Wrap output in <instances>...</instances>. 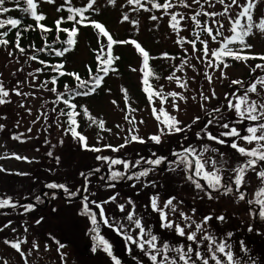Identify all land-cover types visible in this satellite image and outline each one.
<instances>
[{
  "label": "rangeland",
  "instance_id": "1",
  "mask_svg": "<svg viewBox=\"0 0 264 264\" xmlns=\"http://www.w3.org/2000/svg\"><path fill=\"white\" fill-rule=\"evenodd\" d=\"M12 1L5 0L3 6L9 8L13 5ZM35 1L38 11L44 13L49 21L61 14L60 9L64 5L84 7L89 3V0ZM247 2L248 0H238L237 4H231V0H224L221 4L219 0H199L198 3L194 0H183L182 3L181 0H140L137 5L128 0H114V3L95 0L93 7L89 9L95 22L102 24L112 36L132 35L128 45L120 51L125 59L124 73L108 74L105 86L98 90L99 95L85 100L78 99L76 104L71 103L82 112L78 119L84 122V130L82 125L80 127L84 134L81 129L80 133L86 137L90 148H98L100 151L82 150L78 139L72 137L68 131V113H74L76 109L70 106L67 109L64 99L58 98L60 90H53L55 87L41 79L37 71L41 66L31 60L30 49L21 51L14 48L12 43L0 44V86L8 92V96L3 97L5 102L0 103V169H3L0 171V199L11 198L13 204L27 200L36 205L38 190L44 187L43 192L48 200L46 208L45 205L42 209L33 206L30 211H25V207L29 205L26 203L13 209L10 214L0 215V264L3 259L10 264H24L25 258L29 264H114L112 257L102 247L93 250L96 241L92 239L96 233L91 230L94 226L90 217L82 214L85 196L88 198L89 208L97 216L99 234L111 245L112 254L120 264H151L135 244L125 239V234L131 235L133 239L139 236V229L127 219L130 212L141 221L146 232L151 231L157 236L158 248H162L167 242L173 248L182 245L186 251L191 244L194 250L193 260L194 252L199 248L209 264H215L208 251L209 241L203 239L208 234L217 243L231 245L234 260L239 264H264V218L260 215L257 218L244 202L245 198L241 200L238 193H211L209 198L208 192L197 189L193 181L188 179L184 165L177 167L172 163L175 156L170 158L173 151L179 152L191 146L199 153L207 145L209 149L215 148L218 151L203 154V160L208 161L205 170L212 171L211 160H215L219 174L228 178L235 177L233 169L248 159L230 147L234 137L217 135L226 141L225 144L207 138L208 132L215 135L216 131H227L220 127L224 123L237 128L242 135H247L245 129L249 125L258 123L247 120L237 123L235 111L230 110L226 103L229 99L235 103L236 96L244 95L250 84L255 83L258 77H264V68H256L257 64L264 65V61H237L229 58L224 59L228 64L227 68L222 64L215 67L216 58L210 54L211 50L220 47L225 37L231 35L230 21L236 18L242 10L241 5ZM253 2L256 4L252 10L253 19L258 23L264 18V0ZM153 3H168L171 7L154 8ZM227 5L231 7L225 15H207L224 13ZM173 15L179 21L175 30L172 27ZM124 16L128 19L124 20ZM152 16L156 19H151ZM194 16L195 20L192 19ZM205 27L211 28L213 35H216L217 30L223 35L217 36L214 41L202 30ZM87 30L95 33L93 28ZM89 32L81 33L75 52L65 53V67L72 74L76 73L74 69L83 72L87 68V64L91 63L90 46L100 42L99 35L95 33L94 37ZM131 41H136L148 53L147 69L144 68V56ZM201 41L206 42L208 54H205V44ZM246 43L252 47L241 48L238 44L230 47L247 55L264 54V32L253 29V33L246 37ZM209 61L214 66L210 67ZM155 65H158L156 70ZM145 71L152 73L148 77L150 90L161 93L163 102L157 95L149 100L148 93L144 91ZM234 80L241 81L242 84L230 87ZM172 92L178 95L168 96ZM248 95L249 100L264 102V88L259 85L256 93ZM204 97L208 99L205 100ZM174 104L178 107H173ZM225 105L229 110L225 109ZM161 107L165 113L180 121L179 126L185 129L183 132L168 134L164 129V134L161 135L164 127L161 123L164 116L159 112ZM214 109L221 111L214 114V123L202 131L208 120L213 119L209 114ZM91 114L101 118L98 121L104 122V128H100L98 124L92 128L86 126V119ZM158 115L160 120L157 119ZM196 117L200 119L194 123ZM198 132L201 133L199 139ZM133 135L144 142L131 140ZM153 135H161V142L152 141L150 137ZM237 143L249 150L257 147L255 142L249 144L237 140ZM52 146L56 163H48L46 168L39 166L40 169L35 172L36 161L45 158L48 148ZM15 156L27 159H16ZM97 156L126 161L130 167L125 169L122 163L110 167L109 161L97 160ZM157 157H167V162L159 166L147 163ZM138 160L141 163L136 165ZM142 164L148 167H139ZM90 170L107 174V177L113 171L133 175L148 170V175L123 180L125 183L120 181V186H110L99 180L96 183L94 177L100 175L91 173L85 179V191L83 182L79 183L83 178L80 174H89ZM260 170H264V163H258L255 169L247 170L245 182L241 186L249 192L247 196L248 201H253L251 204H256L257 192L264 188V182L256 175ZM54 180L69 188L74 181V192L81 190L82 198L73 202L65 201L57 193L50 192L46 185ZM79 194L78 191L77 195ZM113 196L115 200H110ZM153 197L156 198L157 209L164 211L166 221H162L159 211L153 209ZM169 199H172L175 211L172 207H164ZM92 201L95 203H91ZM96 204L103 207L107 224L101 219L100 208ZM120 205L124 206L123 211ZM181 213L189 219L186 221ZM206 216L211 219L205 223ZM221 216L224 217L223 220L218 219ZM168 221L172 222V228L162 226ZM177 224L184 229V236L176 233ZM196 224H201L204 231H197ZM192 232H196L194 242L186 239ZM144 238L148 239L147 236ZM5 240L21 242L20 248L25 255L22 257ZM34 244L38 247H33ZM167 255L169 258L176 257L177 264H183L178 260L177 253L169 251ZM217 256L224 259L223 254L218 253ZM161 258L158 256V259ZM196 264H202V261H196Z\"/></svg>",
  "mask_w": 264,
  "mask_h": 264
},
{
  "label": "snow or ice",
  "instance_id": "2",
  "mask_svg": "<svg viewBox=\"0 0 264 264\" xmlns=\"http://www.w3.org/2000/svg\"><path fill=\"white\" fill-rule=\"evenodd\" d=\"M49 2H52V0H49ZM95 0H89V3L87 4L86 7L84 8H69V12L74 13L76 15H79L81 17V20L76 21L77 23H82L84 19H86V17H84V12L87 9H91L93 7ZM129 3H136L137 5L140 4V0H128ZM183 2V0H181V3ZM194 2H199V0H194ZM219 2L221 4L224 3V0H219ZM25 3L27 5L26 8L23 9L24 12L26 13H30L31 16L37 21H42L44 19V16L42 14H38L36 11V3L34 2V0H25ZM109 3H114V0H109ZM238 0H231V4H237ZM5 4V0H0V13H7L10 9L7 7H4L3 5ZM154 8H160V7H164V8H170L171 4H164V5H160L157 3H153L152 5ZM256 4L253 2V0H248V2L244 5H241V11L237 14L236 18L232 19L230 21L231 23V28H230V32L231 35L227 36L224 38V40L220 43V47L217 49H213L211 50V56L216 58V64L215 67H219L221 64L223 65L224 68L228 67V64L225 63L224 58L225 57H231L234 60L237 61H246L248 59H254V56L251 55H247V54H243L242 51H237L234 50L232 47H230V45L232 44H238L241 46V48H251L252 45L247 44L246 43V37H248L250 34L253 33V29H258L261 32H264V18H261L260 21L258 23L254 22L253 19V14H252V10L255 8ZM231 5H227L225 7V11L224 13H207V15H225L228 11V8H230ZM59 11V9H58ZM182 18V17H181ZM68 20H74L75 16L74 15H69L67 17ZM124 20H127L128 17L124 16L123 17ZM151 19L155 20L156 17L152 16ZM193 20L196 19V17H192ZM243 20V22H242ZM172 21L174 22L172 24L173 29L175 30V28L177 27L179 21H177L176 16L173 15L172 17ZM61 21L57 20L56 24L59 27ZM92 24V26L97 29L102 35H104L105 37L108 38V43H107V49H108V55H107V59H105L102 63L103 65H105L104 67H102L100 70L103 71L105 74L108 73L109 71V66L112 63V59L113 57L111 56V50L114 44L116 43H129V41H115L110 35L109 33L105 30L104 26L98 22L95 21H91L90 22ZM197 23H199V21H197ZM18 24H20V21L14 18H9L6 20H0V28H3L5 25H11L12 27H16ZM39 27L42 28L44 31H48V29L43 25V24H39ZM223 27V25H221V28ZM203 31H206L208 33L209 36H211L212 40H216L217 36L223 35V33L219 30H217L216 35H213V30L211 28H203ZM62 31L64 32H68V39L65 41L66 44L68 45H73L75 43V39L74 37L76 36L77 33V29L75 27H73L71 29V31H69L68 29H62ZM3 35H7V33H3ZM8 41L7 40H0V44H7ZM131 43L135 44L137 49L139 50V52L144 56V68L147 69L148 68V53L136 42V41H131ZM193 45L195 44V42H192ZM202 44H205V48H204V52L205 54H208L209 49L206 46V42L201 41ZM21 51H23V49H21ZM69 51V48H64L63 51H57L56 55L57 56H62L64 55L65 52ZM34 58V57H33ZM260 59L264 60V55H261L259 57ZM97 60H100V57L97 56ZM209 66H214L212 61H209ZM57 67H62V65H59ZM256 68H264V65L261 64H257ZM39 71V70H37ZM69 75H73V74H69ZM152 75L151 71H145L144 72V91L148 93L149 96V100L151 101L153 95H157L161 97V102H163L164 97L162 96L161 93H156L151 91V86L148 83V77ZM221 75L223 76L224 73L222 72ZM209 80H211V77H208ZM75 79L77 81H79V85L78 87L80 88H84L87 85V81L81 80L79 75L75 76ZM169 79H172V77H169ZM102 81V77L100 76H95L93 77V85L90 89H88L87 91H83V92H75V95H89L90 92H94L96 90V88H98L101 84ZM55 83V81H53ZM233 84H242L241 81L238 80H234L232 81ZM257 85H259L260 87L264 88V77H258L256 79L255 83L250 84V86L246 89L244 95L242 96H236L235 97V103H233V101L231 99L228 100V108L230 110H234L237 119V123H241L245 120L247 121H253V122H257L254 125H249L245 131L247 133V135H242L240 131L237 130V128L235 127H230V125L228 123H224L222 125H220V127H222L223 129H227V131L221 132L220 136H224V137H234L235 139L232 140L230 147L234 150H236L241 156H245L248 157V159L246 160L245 163L239 165L237 168L233 169V171L235 172V177L234 180L232 182V184H222L221 183V176L219 175V169L216 167L217 162L215 160H211V164L213 166V170L212 171H206L205 170V164L208 161L203 160V154L205 152L208 151H212V152H217L218 149L212 148L209 149V147L207 145H205L202 149L201 152L197 153V150L191 146L183 148V150L177 152V151H173V156H175V161H173L172 163H174L177 167H179L180 165H184V169L185 171H189L190 169H192L193 164H194V171L192 172L191 175L188 176V179L193 181V183L195 184V187L197 189H202V185L198 180H195L194 177H200L201 179H203L206 183L208 188L212 189L213 191H223V193L225 195L232 193L233 191V184L235 186V190L237 192L240 193V199L243 200L244 199V193L242 191H240L241 186L244 184L245 182V173L247 170L249 169H255V167L257 166L258 163H264V102H258L257 100H249V93H256L257 92ZM184 85H181V87H183ZM55 90V89H53ZM178 93H168V96H177ZM215 95V93H213V96ZM227 95V94H226ZM8 96V92L4 90V88L2 86H0V103H4L5 101L3 100V97ZM233 96H235V93H233ZM181 99H184L183 96L180 97ZM205 100L208 99V97H204ZM65 104H69L68 100L64 101ZM72 108H75V105H69ZM173 107H178L177 105H173ZM154 114L156 113V110L154 109ZM220 109H214L213 113H210V116H213V119H209L207 124H205L204 129H202V131L206 130L208 125H211L214 123V119H215V115L216 113H220ZM159 112L164 116V119L161 120V123L163 124V128L161 129V135L164 134V129L167 130L168 134H172V133H179V132H183L185 129L180 127V121L175 117V116H170L167 113L164 112L163 107H161L159 109ZM85 114H87V112L85 111ZM74 113L69 112L68 113V117H69V129L68 131L71 133L72 137L74 139H78V141L81 143V146L83 148H85L86 150H92V151H100V149L98 148H90V146L87 144L86 141V137L83 136L80 132L77 131V121L74 118ZM157 119L160 120V116H157ZM200 118L196 117L194 120V123L196 121H198ZM93 123L98 124V126L100 128H104V122L103 121H93ZM161 135H153L150 137V139L156 143H160L161 142ZM201 137V133L198 132L197 133V138L199 139ZM207 138L209 140H213L219 144H225L226 141L220 139L218 136H214L212 135L210 132L207 133ZM131 140L136 141L139 140L141 143H143V140H140V138L138 136L133 135L131 137ZM237 140H243L248 142L249 144H251L252 142H255L257 144V147L252 148V149H245L242 146H239L237 143ZM127 143V141H126ZM106 147H110V146H106ZM120 147H123V145H121ZM115 150V149H114ZM15 155V154H14ZM222 155V154H221ZM191 157V158H190ZM16 159H27V158H22L19 156H15ZM97 160H106L109 161V165L111 167V165H116V164H123L125 169H128L130 167L129 163L126 161H121V160H117V159H112L109 160L108 157H102V156H97L96 157ZM167 162V157H157L155 159H151L148 160L147 163L152 165V166H159L162 163ZM141 163L140 160L136 161V165H139ZM136 165H131V167H135ZM0 171H3V169H0ZM97 171H99V169H97ZM81 176H84L85 179H87V175L89 174H85V173H81ZM148 175V170L145 171H141L139 173H135L133 175H126L125 173H121V172H117V171H113L111 173V176L109 177V179L111 180H117V179H122V178H126V179H139L140 177H144ZM256 175L261 179L262 182H264V170H260L258 172H256ZM48 188H60V189H64L65 192L68 193L69 197H73L77 195V192L79 190H77V192H71L67 189V187L63 184H56V183H50L48 185H46ZM111 186V185H110ZM84 190H87V184H85V188ZM257 197L258 199L255 200L256 204H260L261 205V210L259 212V215L261 218H264V188L259 189V191L257 192ZM209 198H211V193H209ZM37 201H40V197L38 196ZM84 203H83V213L84 215H88L91 219V222L93 224V229L91 230L92 232L96 233V235L93 236L94 241H96V244L94 246V251L97 250L98 248H103V250L110 256L112 257L114 264H120V261L113 256L112 254V249H111V245L108 243L107 240L104 239L103 236H101L98 232V225H97V216L95 213H93L91 211V209L89 208V204H88V198L87 196H85L84 198ZM110 200H115V196L110 197ZM174 199V198H172ZM172 199H169L165 202L164 207L165 208H169L172 207V210L175 211V208L172 206ZM108 201H105V203H107ZM131 202V201H129ZM91 203H95V201H92ZM249 203H253V201H249ZM16 205L12 203L11 198H4V199H0V208H5V207H15ZM97 208H100V217L101 219H103L104 223L107 224L108 221L105 218L104 215V210L103 207L100 204H96ZM121 211H123L124 206L120 205L119 206ZM152 207L154 210H158L160 213V218L162 221H166V216L163 210H159L157 209V201L156 198L153 197L152 198ZM33 208V205H27L25 207V211H30ZM181 216L187 221L189 218L186 217L183 213H181ZM127 219L129 222L135 224L136 228L139 229V236L137 239H133V237L131 235L125 234V239L127 241H130L132 244H135L150 260L151 264H177V258L173 257V258H169V256L167 255V253L169 251H173L175 253H177V257L178 260L183 262V264H196V261H202V264H209V260L205 259L203 257V254L201 253V251L199 250V248H197V250H195L194 252V256H195V260H193V247L191 244L188 245L187 250L185 251L184 247L178 246V247H170L169 244L167 242L164 243L162 248H158L156 241H157V236L153 235L151 233V231H145V228L142 226L141 221L139 219L134 218L133 213H129L127 216ZM209 219H211V217H204V222L206 223ZM218 219L223 220L224 217H218ZM37 223H39V221H37ZM165 228H172L173 224L172 222L168 221L166 223H164L162 225ZM121 228L123 227L122 225L120 226ZM196 229L197 231H204V229L202 228L201 224H196ZM120 228L117 229V231H119ZM175 231L178 235L180 236H184L185 235V231L184 229L179 225H175ZM231 235V234H229ZM147 236L148 239H145L144 237ZM186 239L190 242H194L196 241V232H192L189 233L186 236ZM204 240H208L209 241V245H208V251L211 254V260H213L215 262V264H239L238 261L234 260V256L233 253L231 251V245H228L224 242H219L217 243L216 240L208 235L205 234L203 237ZM6 244H9L13 249H15L18 253L21 254V256L23 257L25 254L21 251L20 248V243L21 242H12V241H7L5 240ZM33 247H38L37 245H33ZM47 247V246H46ZM60 247L62 248L63 245H60ZM223 254L224 259L221 260L220 258H218L217 254ZM158 256H161V259H158Z\"/></svg>",
  "mask_w": 264,
  "mask_h": 264
},
{
  "label": "trees",
  "instance_id": "3",
  "mask_svg": "<svg viewBox=\"0 0 264 264\" xmlns=\"http://www.w3.org/2000/svg\"><path fill=\"white\" fill-rule=\"evenodd\" d=\"M35 1V0H34ZM36 2V1H35ZM12 6L9 7V11L7 13H1L0 14V18H3V20L9 19V18H14L20 21V24H18L16 27H12L11 25H5L3 28H0V40H7L9 44L12 43V46L14 44V48L21 50V49H30V57L31 60L34 62L39 63V66H41V69L39 70V75L41 76V79H44L46 82H48L49 84H51L53 87H55V90H60V94L58 95L59 99H64V100H68L71 99V101H73L74 103H77L76 101L78 99L81 100H85L88 99V97L91 96H96L97 94L99 95L98 90L100 88H103V86H105V80L108 77V74H111L112 72L114 74H123L124 70H123V64H124V57L120 54V51L123 47H125V45H128V43H116L113 45L112 50H111V56L113 57L112 59V63L109 66V71L107 74H105L103 71H101L100 69L102 67H104L105 65H103V61L105 59H107V55H108V49H107V43H108V38L104 36L105 40H103V35L100 34V32L95 29L92 24L90 23L91 21H94V15H92L91 12H89V9H87L84 12V17H86V19L83 20L82 23H77L76 21L81 20V17L79 15H76L74 13L69 12V8H84L87 6V4L84 7H75L74 5H64L62 9H60L61 14L55 18H53L51 21H49L48 19H46V15L40 11H38V8L36 7V11L38 14H42L44 16V19L42 21L37 22L30 13H26L23 11L24 8L27 7L25 0H13L12 1ZM69 15H74L75 19L74 20H68L67 17ZM2 20V19H0ZM60 20L61 23L59 25V27L56 24V21ZM39 24H43L48 31H44L42 28L39 27ZM75 27L77 29V33L76 36L74 37L75 39V43L73 45H68L65 43V41L68 39V32H64L62 31V29H68L69 31H71V29ZM87 28H93L95 30L96 35H99L100 39L98 38V40L100 42L96 43V44H91L90 48L92 51V55H90V59H91V63L87 64V68L83 71V72H79L78 70L74 69V73L73 75H69L72 74L69 72L70 69H68L67 67H65V53L71 52L74 50H76V46L78 44L79 41V37L81 36V33H83L84 31L86 33L89 32V30H87ZM3 33H7V35H3ZM91 33V32H89ZM94 32H92L91 34H93L94 37H96L94 34ZM110 35V34H109ZM115 41H129L130 42V38H131V34H128L124 37H116V36H112L110 35ZM97 40V38H96ZM64 48H69V51L65 52L64 55L62 56H57L56 52L57 51H63ZM151 53H149L150 55ZM244 54V53H243ZM262 54H252L251 56H254V59H250L253 61H264L262 59H260L259 57ZM264 55V54H263ZM45 56H47V58H45ZM97 56L100 57V60H97ZM34 57V58H33ZM231 57H225L224 59L228 60ZM225 60V62H226ZM249 60V59H248ZM59 65H62V67H57ZM158 65L154 66V70L157 69ZM44 68V70H43ZM50 69V71H49ZM79 75L81 80L87 81V85L84 88H80L76 85L77 81L75 79V76ZM95 76H100L102 77V81L101 84L98 88H96V90L94 92H90L89 95L85 96V95H75V92H83V91H87L88 89H90L93 85V77ZM55 81V83L53 82ZM230 87L236 86V84H233L231 81V85H229ZM241 87V85H239ZM237 85V87H239ZM226 105L228 106V102L226 103ZM225 105V109H228L227 106ZM229 110V109H228ZM81 110H78V114L74 113L75 116L74 118L77 121V131L78 132H83L84 134V122H82L81 120L78 119V117L81 115ZM92 115V114H91ZM88 119H86L87 121V127L88 128H92L95 123H93V121H98L99 118L98 116H88ZM69 121V119H68ZM82 125L83 130L80 128ZM81 129V131L79 130ZM224 130L221 131H216L214 136L220 135L221 132H223ZM51 140H53V138H50ZM80 148L82 150H86L85 148H82L80 146ZM220 148V146H219ZM48 153H46L45 158H41L40 160L36 161L35 164V172H37V169H40L39 166H41L42 168H46L47 164L50 163H56L57 158L56 155L53 152V146L52 148H48ZM174 157V156H173ZM191 158V157H190ZM38 164V166H37ZM139 167H142V165H140ZM194 171V164L192 169H190L189 171H187L188 176L192 174V172ZM88 173H92V174H98L100 176H102V178H100V176L94 177V181L96 183L102 182V184H108V185H118L120 186L121 183H117L120 182L121 180H127L126 178H122L119 180H111L108 178H105V174H101V173H95L94 171H89ZM86 174V173H85ZM220 175V174H219ZM221 176V183L222 184H232L228 181H224L225 176ZM99 178V179H98ZM104 179V180H103ZM195 180H198L201 185H202V189L205 192L208 193H212L214 195L217 194H222L223 191H213L212 189L208 188L207 183L201 179L200 177H194ZM85 183V177L83 176V178L80 180V184L81 182ZM124 182V181H123ZM52 183H56V184H63L58 182V180H54L52 181ZM73 184L70 185V188L67 187V189L71 192H74V181L72 182ZM117 183V184H115ZM125 183V182H124ZM65 185V184H63ZM233 186V185H232ZM52 188H49L50 192L53 193H57L58 196L60 197L59 194V189L60 188H55L57 189V191H53L51 190ZM63 191V190H62ZM39 192V190H38ZM81 192V190H79V193ZM234 192V189L233 191ZM64 195L68 196V193L63 191ZM231 194V193H230ZM38 196L40 197V201L41 203H44L43 199L41 198L40 194L38 193ZM77 196V195H76ZM70 197V198H74ZM257 206L259 207V210H257ZM47 207V206H46ZM250 209L253 210V212L256 214L257 218H259V212L261 210V206L260 204H256L253 207H250ZM7 212H11V211H7ZM7 212H3V213H7ZM2 213V214H3ZM256 225V223L254 224V226ZM96 235V234H95ZM94 241V239H92Z\"/></svg>",
  "mask_w": 264,
  "mask_h": 264
},
{
  "label": "flooded vegetation",
  "instance_id": "4",
  "mask_svg": "<svg viewBox=\"0 0 264 264\" xmlns=\"http://www.w3.org/2000/svg\"><path fill=\"white\" fill-rule=\"evenodd\" d=\"M35 179H38V178H35ZM9 211V209H5V211ZM23 262H24V264H29L28 262H27V259L25 258V261L23 260ZM2 264H10V262H8L6 259H3L2 260ZM14 264V263H13ZM20 264V263H19Z\"/></svg>",
  "mask_w": 264,
  "mask_h": 264
},
{
  "label": "water",
  "instance_id": "5",
  "mask_svg": "<svg viewBox=\"0 0 264 264\" xmlns=\"http://www.w3.org/2000/svg\"><path fill=\"white\" fill-rule=\"evenodd\" d=\"M81 196H78L77 198H80Z\"/></svg>",
  "mask_w": 264,
  "mask_h": 264
}]
</instances>
